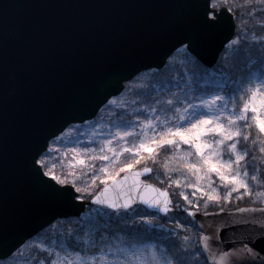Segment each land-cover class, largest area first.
<instances>
[{
    "label": "water",
    "instance_id": "obj_1",
    "mask_svg": "<svg viewBox=\"0 0 264 264\" xmlns=\"http://www.w3.org/2000/svg\"><path fill=\"white\" fill-rule=\"evenodd\" d=\"M205 7L206 0H0V257L55 219L79 216L89 205L116 210L92 199L105 183L82 202L54 200L37 179L33 155L69 124L94 117L135 74L162 67L182 44L191 42L199 61L211 67L232 39L235 21L224 8L222 24L210 32L200 23ZM144 168L118 180L131 185L139 172L140 192L151 199L156 189L167 188L146 179ZM118 192L112 188L109 195ZM135 204L159 215L174 210V202L168 213L144 201ZM180 208L195 221L210 264H230L233 255L251 264L244 247L264 248L258 239L264 205ZM234 222L230 229L218 227ZM212 232L218 243L205 248L203 238Z\"/></svg>",
    "mask_w": 264,
    "mask_h": 264
},
{
    "label": "rangeland",
    "instance_id": "obj_2",
    "mask_svg": "<svg viewBox=\"0 0 264 264\" xmlns=\"http://www.w3.org/2000/svg\"><path fill=\"white\" fill-rule=\"evenodd\" d=\"M235 6L239 7V14L232 11L235 21L232 43L228 42L222 48L216 62L211 67L204 66L200 61L193 63L190 59L193 54L180 46L167 57L162 67L144 69L135 74L124 82V87L118 94L109 98L100 107L94 117L81 123L69 124L63 130L64 136L61 144L53 145L52 139L50 140L49 148L55 146L61 154L57 170L63 165L64 170L70 175L75 172L90 178L92 172L101 176L106 175L107 173L102 172V168L106 164L113 175L117 172L121 175L131 170L120 171L125 163H134L133 169L148 166L152 172L146 178L161 187H166L172 197L173 194L176 197L174 210H181L180 206L182 205L201 211L217 208L231 209L238 205L230 207L229 204H238L241 201H247L253 205H264V133H261L256 126L253 119L256 113H252L250 109L244 122L239 125L242 132L248 133L247 139L241 137L234 138L233 141L226 140L225 145L221 146L223 148L221 159L225 162L229 158H235V152L228 148L232 142L237 143V151H240L241 155L247 153L245 161L249 165V175L244 176L242 168L239 171L241 172L240 178L249 184L248 188L241 186L237 190L235 182L224 181L221 183L219 175L215 173H208L207 177L198 181L193 175V171L196 170H189L185 165L187 163H202V161L195 149L186 144H180L179 147L176 145L157 146L152 153L143 149L140 153L123 152L119 153V159H116V155L109 151L110 146L105 143V141L111 140V147L116 148L117 152L121 147H139L141 140L151 144L153 139H160L159 133L168 127H187L183 121L178 119L179 116L186 115L183 110L187 109V104H193L201 98L207 99L208 94L216 93V89L220 86L227 89L228 93L238 95L239 90L246 86V81L264 71V44L261 43L264 41V0H235ZM252 55H258L263 59ZM246 58L249 59L245 71L242 72L240 63ZM231 66H235L236 69L229 70ZM253 87H255L254 84ZM261 94L264 95V89ZM249 96L250 92L246 91L243 96L238 98L236 112H240L243 103ZM169 100L173 101L174 107L168 104ZM110 101L112 103H109ZM149 108L157 110L152 112L149 111ZM231 108L232 105L229 103V110ZM191 111L192 109H188L189 113ZM200 111L201 114H206L208 109L202 107ZM137 116L141 119L135 123V128L131 130L132 134L121 139L117 128L129 131L125 122H135ZM157 117H159L158 121ZM173 117L177 119L174 120ZM196 118L198 119L199 116ZM146 119H151L156 123L145 125V128L141 129L140 124ZM221 122L227 126V116L221 117ZM233 130H236L235 126H233ZM114 135L117 137L116 140H112ZM219 138L218 134H210L207 140L208 143H213ZM189 152L192 153L190 156L187 155ZM64 153L67 155H63ZM56 155L57 153L54 152L53 156ZM104 155L109 156V161L102 160ZM81 156L84 157L83 164L79 162ZM137 160L138 163L135 162ZM202 171L208 172V166L203 165ZM224 171L226 175L235 174L230 173L229 169H224ZM252 176H255V179H252ZM169 179L180 180L181 184H169ZM193 183H198L199 187L191 188L190 185ZM103 184L104 181L99 176L95 185L84 180L82 186L92 188L91 192L84 194V199H88ZM185 184L188 186H184ZM199 188H204L205 191L201 193ZM229 192H231L230 196ZM185 194L192 201L191 204L184 199ZM215 197H219V199ZM90 207L92 208L87 206L79 216L55 219L35 235L26 239L20 249V254H16L15 249L12 253L16 255L8 259H0V264H33L40 244H47L51 252L58 253V257L53 255L52 259H63L64 249L67 248L68 258L73 261L75 257L70 253L73 250L79 251V245L83 244L85 252L81 254L96 255L95 264H99L102 254L106 253L111 260L114 258L117 248L131 247L133 243L155 245L158 253L162 250L169 252L157 237L144 239L138 233L127 232L120 229V226L110 227L109 224L127 217L148 216L152 218L147 221L150 226L158 225L162 226V230H168L169 226L166 225V222L169 224L168 222H171L172 218L175 219L174 212L161 216L139 204H135L129 209H121L119 212ZM103 210H108L109 213ZM161 220L165 221L164 225H159ZM177 223L185 225L184 236L187 235V241L191 242L193 235L190 229L191 223L195 225L194 220L185 213L182 221ZM64 225H66V229ZM137 234L138 238L133 240L132 237ZM199 236L200 232L197 241ZM77 237L81 239H77ZM109 247L112 248V252L108 251ZM188 249L192 251V249ZM151 252V248L147 249L148 254ZM133 255L139 259L141 254L134 253ZM184 257L188 264H202L195 252L189 256L186 253ZM120 259L131 260L132 257L125 255ZM89 264L92 262L89 261Z\"/></svg>",
    "mask_w": 264,
    "mask_h": 264
},
{
    "label": "snow or ice",
    "instance_id": "obj_3",
    "mask_svg": "<svg viewBox=\"0 0 264 264\" xmlns=\"http://www.w3.org/2000/svg\"><path fill=\"white\" fill-rule=\"evenodd\" d=\"M224 8H228L229 11H234L239 14V7L235 6V0H206V7L202 16L200 17V23L208 31H213L217 27L222 24V10ZM229 43H232L230 40ZM264 44V41L261 42ZM186 49V51H192L193 56L190 58L193 63L199 61V56L195 54L194 49L191 47V42L189 44L181 45ZM253 84L255 87H253ZM245 87L239 90L238 95L236 93H228V90L223 86H220L216 89V93L208 94L207 99H198L193 104H187V109L183 111L186 115H181L178 117L179 120L183 121L187 127L179 126V127H168L165 131L159 133L160 139H153L151 144L145 143L141 140L139 147H121L119 148V152H117L116 148L111 147L112 141H105L108 144L109 151L113 152L116 155V159H119V153L123 152H132V153H140L141 150H146L149 153H152L157 146L164 145H176L177 147L180 144H186L192 146L202 163H187L185 167L189 170L193 171V175L196 176V179L199 181L208 176V173L218 174L221 180V183L224 181L235 182L236 189L238 190L241 186L244 188H248L249 184L241 179V172L239 169H244L243 175L248 176V168L249 165L245 161V155H241L240 151H237V143L232 142L228 145V148L232 152H235V158H229L226 162L221 159L223 148L221 146L225 145V141H233L234 138L247 139L248 133L242 132L240 130L239 125L244 122L249 109L252 113H256L253 117L256 126L260 130L261 133H264V95L261 94L262 89H264V71L259 74H256L251 79L245 82ZM250 92L249 98L243 103L242 109L240 112H236V104L239 97L243 96L244 92ZM225 93H228L227 95ZM109 103H112L110 101ZM159 103V102H157ZM187 103V101H185ZM229 103H231L232 108L229 110ZM169 105L174 107L173 101H168ZM147 107V106H145ZM207 108L208 112L206 114H201V108ZM188 109H192L189 113ZM157 109L149 108V111L155 112ZM163 111V109H160ZM199 116L197 119L196 117ZM227 116L228 125L221 122V117ZM140 117L137 116L135 118V122H125V126L129 129V131H122L120 128H117V132L121 139L124 137H128L132 134V129L135 128V123L140 121ZM173 119H177L173 117ZM159 120V117L156 118ZM156 121L151 119L144 120L143 123L140 124L141 129L145 128V125H153ZM233 126H235L236 130H233ZM210 134H218L219 139L214 140L213 143H208V136ZM64 132L59 131V134H53L52 143L53 145L61 144L63 142ZM178 138V139H177ZM117 137L112 136V140H116ZM127 143V141H125ZM56 152L57 155L54 157L53 153ZM192 153H187L190 156ZM63 155H67L64 153ZM61 159V154L58 152V149L54 146L49 148L48 144H45L43 148H38L33 155V166L35 168V172L37 174V179L42 182L47 190L48 194L54 199L63 201L69 204L75 203L77 201L84 200V194L87 192H91L92 188L87 186H82L84 180H88L89 183L95 185L96 180L99 176L105 183V187L100 189L96 194L92 196V199L98 201L101 204H108L111 208L116 209L117 212L121 209H129L133 204L136 203V200L144 201L148 203L154 208H157L165 213L170 211V205H172L173 201L169 195L167 189L160 188L156 189L157 197H153L148 199L145 195L141 194L140 189L144 187V185L139 181L140 173L137 172L136 179L132 182L131 185L124 184L121 180H118L119 172L115 175L111 174L109 171V166L106 164L102 168L103 173H107L106 175H100L98 173L92 172L91 177L82 176L81 173L73 172L71 175L64 170L63 165L60 166L59 170H57V164ZM109 156L104 155L102 157L103 161H109ZM245 161L244 163H241ZM79 162L81 164L84 163V157L81 156L79 158ZM138 163L139 161H135ZM203 165L208 166V172H203ZM235 165V167H234ZM134 163H125L120 171L133 169ZM224 169H229L230 173L235 174H225ZM144 173H151L152 169L145 167L143 169ZM200 174H197V173ZM47 177L48 179H45ZM80 177V178H78ZM128 177L125 175L122 180H127ZM252 179H255V176H252ZM111 182V183H109ZM169 184H181L180 180H168ZM188 186V185H184ZM150 188H156L155 185H148ZM191 188L197 189L199 187L198 183H193L190 185ZM112 188H118L119 192L116 195H109V190ZM199 191L203 193L205 191L204 188H199ZM136 192V199H133L132 193ZM160 194L163 195V198H159ZM195 195V192H193ZM231 192H229V196ZM219 199V197H215ZM184 199L188 201L189 204L192 201L189 199L188 195H184ZM199 207V206H198ZM188 211L194 214V210L189 208ZM152 218L148 216L139 217L140 222L150 221ZM131 223L135 224L136 220L131 221ZM244 223L251 224L252 221H246ZM235 226V222L233 224H221L218 227L230 229ZM178 227L184 228L185 225L178 224ZM260 228L262 231L258 239L264 240V221L260 222ZM137 236H133L132 239L136 240ZM77 239H81L77 237ZM187 239V238H185ZM204 247L210 248L211 245L218 243V238L215 232H212L211 235H205L203 238ZM251 243V240H249ZM23 247V244L16 246V254H20V249ZM70 247V245H69ZM80 250H73L70 254L75 257V260H70L68 258V250L64 249L65 256L63 259H52L53 255L58 257V253H53L50 251L49 246L47 244H40L39 250L36 253V259L33 261V264H89V261L92 264H95L97 260L96 255L84 254L85 248L83 244L79 245ZM151 248L152 252L150 254L147 253V249ZM102 252V250H100ZM109 252H112V248H108ZM134 253H140L139 259L133 255ZM244 253L250 258L251 264H264V248H261L258 252L255 247H244ZM16 254H13L11 251L8 254V257H0V259H8ZM46 254V255H45ZM129 255L132 257L131 260L124 259L121 260V256ZM198 255V253H197ZM224 256H228L229 253H224ZM99 264H188L185 257L181 254L180 248L173 250L171 253L166 250H162L159 253L156 251L155 245L150 244H138L133 243L131 247H123L117 248L115 250V256L113 259L109 260L107 254H102L99 259ZM230 264H242V261L237 260L235 255H233Z\"/></svg>",
    "mask_w": 264,
    "mask_h": 264
},
{
    "label": "trees",
    "instance_id": "obj_4",
    "mask_svg": "<svg viewBox=\"0 0 264 264\" xmlns=\"http://www.w3.org/2000/svg\"><path fill=\"white\" fill-rule=\"evenodd\" d=\"M254 56H258V55H252ZM259 57V56H258ZM260 58V57H259ZM249 58H246L244 60H242V62L240 63V66L243 71H245V66L247 64ZM260 59H263V57H261ZM233 67V68H232ZM235 66H231V68H229V70H234L236 68H234ZM238 68V67H237ZM239 69V68H238ZM173 201L176 202L177 199L173 194ZM250 202L247 203V201H241L238 204H229L230 207H234L236 205H244V204H249ZM89 208H92L89 206ZM106 213H109L108 210H103ZM176 216L175 219L172 218L170 221L168 222L169 224L166 225L169 226L168 230H162V226H150L149 223H147V221L144 222H140L139 221V217L137 218H125V219H120L118 221L115 222H111L109 224V226L111 227H119L120 229H124L127 232H134V233H138L139 236L143 237L144 239H148V238H153V237H157L158 239L161 240V242L166 246V248L168 249L169 253H171L173 250L180 248L181 250V254L184 256V254L187 253V256H189L191 253L195 252L196 254L198 253V256L202 262V264H209L205 257L203 256L201 250H200V246L198 244L197 241V236L199 234L198 229L196 228V226L194 224L191 223V229L190 231L192 232L193 238L191 240V242L187 241L186 236H184V231L185 229L178 227V221H182L183 216H184V212H182L181 210H174L173 211ZM182 215V216H181ZM181 216V217H180ZM163 219V218H160ZM136 220V223L133 224L131 223V221ZM162 221V222H161ZM159 221V225H164L163 223L165 221L161 220ZM122 227V228H121ZM64 228L66 229V225H64ZM190 228V227H189ZM191 243V244H190ZM188 248L192 249L189 250Z\"/></svg>",
    "mask_w": 264,
    "mask_h": 264
}]
</instances>
